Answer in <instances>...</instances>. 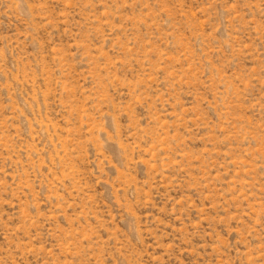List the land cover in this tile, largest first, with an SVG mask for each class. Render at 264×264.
<instances>
[{"label":"rangeland","instance_id":"obj_1","mask_svg":"<svg viewBox=\"0 0 264 264\" xmlns=\"http://www.w3.org/2000/svg\"><path fill=\"white\" fill-rule=\"evenodd\" d=\"M0 264H264V0H0Z\"/></svg>","mask_w":264,"mask_h":264}]
</instances>
